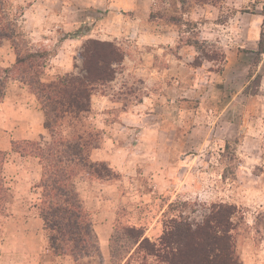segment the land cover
Instances as JSON below:
<instances>
[{
  "label": "rangeland",
  "instance_id": "1",
  "mask_svg": "<svg viewBox=\"0 0 264 264\" xmlns=\"http://www.w3.org/2000/svg\"><path fill=\"white\" fill-rule=\"evenodd\" d=\"M8 23L30 48L46 51L44 81L83 75L93 41L116 45L123 60L96 93L122 107L141 102L137 129L165 132L144 131L142 140L151 134L156 140L152 150L142 140L138 149L128 134L137 147L129 172L106 183L116 188L109 196L110 264H155L138 248L140 233L158 244L166 230L181 235L180 226L195 229L221 207L229 210L238 260L264 264V0H0V28L9 30ZM109 50L101 55L109 59ZM15 58L3 41L6 84L17 77ZM116 116L108 109L103 120ZM97 119L90 111L88 127ZM0 264L43 259L4 252ZM78 264L103 262L92 257Z\"/></svg>",
  "mask_w": 264,
  "mask_h": 264
},
{
  "label": "trees",
  "instance_id": "2",
  "mask_svg": "<svg viewBox=\"0 0 264 264\" xmlns=\"http://www.w3.org/2000/svg\"><path fill=\"white\" fill-rule=\"evenodd\" d=\"M8 25L9 30L0 28V44L9 41L12 45L16 58L11 68L17 72L15 78L35 95L48 134L47 139L41 138L40 142L13 143V151L36 157L40 163L38 187L41 196L37 212L46 233L48 249L54 256H70L75 264L83 259L100 258L93 222L76 190L75 179L82 177L110 182L117 177L104 162L91 160L90 154L97 148L100 132L88 127L86 119L91 111V95L96 93L97 85L114 79L113 66L122 62L123 56L116 45L93 41L83 62V75L43 81L44 64L40 61L46 58V51L30 48L16 24ZM106 47L112 49L109 50V59L101 55ZM261 53H264L263 47ZM11 68L4 69V72ZM9 77L7 74L6 79ZM4 81L0 79V99ZM3 159L4 154L0 153V215H5L6 204L11 199L1 176ZM221 208L212 220L207 218L195 229L191 226L182 228L175 223V227L182 230L181 235L166 230L158 244L140 233V239L136 240L138 248L155 258V264H242L235 256L229 234V210Z\"/></svg>",
  "mask_w": 264,
  "mask_h": 264
},
{
  "label": "crops",
  "instance_id": "3",
  "mask_svg": "<svg viewBox=\"0 0 264 264\" xmlns=\"http://www.w3.org/2000/svg\"><path fill=\"white\" fill-rule=\"evenodd\" d=\"M125 58L130 62L127 56ZM9 66L10 64L7 67ZM119 106L121 105L110 100L106 94L98 92L91 95V112H95L99 118L95 121L94 128L100 132L103 139L100 147L91 152L90 158L96 162H104L115 174L124 176L130 168L129 154L134 148L141 147L140 141L144 131L145 134L155 131L153 133L157 136L165 132L160 129L150 131V127L149 129L145 127L143 131L137 129L139 115L136 110L143 106L141 102L131 107ZM108 109L117 112V116L110 123L103 120ZM128 134L132 135L133 141L141 144L137 147L132 146L129 140H126ZM47 136L43 112L28 86L19 79L10 80L9 84L5 83L3 97L0 99V153L4 154L1 176L11 199L6 204L5 215H0L4 222L0 224V228L5 229L0 237V253L14 252L25 257L41 256L43 264H75L70 256H54L48 249L46 233L37 212L41 196L38 187L41 178L38 158L22 156L13 151V143L40 142L41 138L47 139ZM152 136L151 134L147 136V140L145 138L142 140V146L149 150L156 146V140H151ZM139 153H142L141 150ZM106 183L108 182L86 179L85 182L76 181L75 186L85 209L91 216L99 242L100 259L103 264H110L109 243L113 234L115 211L113 205L109 206V196L113 197L116 188L114 184H111V188L107 187Z\"/></svg>",
  "mask_w": 264,
  "mask_h": 264
}]
</instances>
